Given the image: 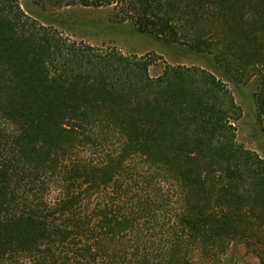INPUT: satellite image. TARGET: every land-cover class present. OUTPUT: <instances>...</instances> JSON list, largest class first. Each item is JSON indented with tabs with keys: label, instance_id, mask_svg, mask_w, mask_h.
Returning a JSON list of instances; mask_svg holds the SVG:
<instances>
[{
	"label": "trees",
	"instance_id": "trees-1",
	"mask_svg": "<svg viewBox=\"0 0 264 264\" xmlns=\"http://www.w3.org/2000/svg\"><path fill=\"white\" fill-rule=\"evenodd\" d=\"M113 5L168 44L255 79L264 127V0H48ZM65 35L0 0V264L264 263V156L241 108L198 66Z\"/></svg>",
	"mask_w": 264,
	"mask_h": 264
},
{
	"label": "rangeland",
	"instance_id": "rangeland-1",
	"mask_svg": "<svg viewBox=\"0 0 264 264\" xmlns=\"http://www.w3.org/2000/svg\"><path fill=\"white\" fill-rule=\"evenodd\" d=\"M22 8L41 23L52 25L65 35L99 46H117L125 52L152 54L159 58L150 66L152 75L159 74L165 62L198 65L222 78L233 92L241 108L236 121L237 140L264 156V127L257 118L254 92L257 81H238L226 73L212 54L171 45L148 33L138 32L129 20H120L113 5L81 4L54 6L48 0H20ZM221 264H264L241 241L234 242Z\"/></svg>",
	"mask_w": 264,
	"mask_h": 264
}]
</instances>
